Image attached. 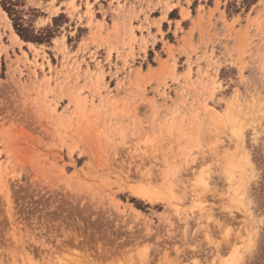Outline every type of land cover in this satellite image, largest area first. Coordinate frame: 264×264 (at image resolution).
Returning a JSON list of instances; mask_svg holds the SVG:
<instances>
[{
    "label": "rangeland",
    "instance_id": "rangeland-1",
    "mask_svg": "<svg viewBox=\"0 0 264 264\" xmlns=\"http://www.w3.org/2000/svg\"><path fill=\"white\" fill-rule=\"evenodd\" d=\"M26 3L56 33L0 6V264H264V0Z\"/></svg>",
    "mask_w": 264,
    "mask_h": 264
},
{
    "label": "trees",
    "instance_id": "trees-1",
    "mask_svg": "<svg viewBox=\"0 0 264 264\" xmlns=\"http://www.w3.org/2000/svg\"><path fill=\"white\" fill-rule=\"evenodd\" d=\"M26 5V0H0V6L8 14L13 22L15 31L23 40L36 43H49L55 37L56 30L52 27H46L37 31L33 27V24L30 23L31 20L26 18ZM28 10L34 9L29 8ZM58 19L55 18L54 22Z\"/></svg>",
    "mask_w": 264,
    "mask_h": 264
},
{
    "label": "bare ground",
    "instance_id": "bare-ground-1",
    "mask_svg": "<svg viewBox=\"0 0 264 264\" xmlns=\"http://www.w3.org/2000/svg\"><path fill=\"white\" fill-rule=\"evenodd\" d=\"M8 18V17H7ZM16 38L20 39L19 36L15 33L14 34ZM91 263V262H90ZM78 264V263H77Z\"/></svg>",
    "mask_w": 264,
    "mask_h": 264
}]
</instances>
